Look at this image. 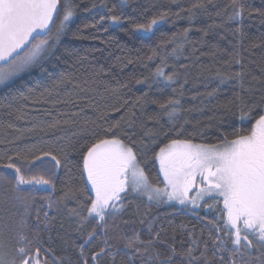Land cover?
I'll use <instances>...</instances> for the list:
<instances>
[{"label":"trees","instance_id":"1","mask_svg":"<svg viewBox=\"0 0 264 264\" xmlns=\"http://www.w3.org/2000/svg\"><path fill=\"white\" fill-rule=\"evenodd\" d=\"M66 2L60 0L53 33ZM72 3L74 16L55 47L38 65L0 84V164L8 162L7 155L19 150L27 152L29 147L36 155L42 151L57 154L63 149L71 161L60 168L54 167V161L45 163L28 173H43L55 186V191L49 188L34 194L28 216L27 234L31 237L38 223L37 211L40 213L41 259L49 260L50 264L60 261L77 264L81 259L80 245L95 227V221L80 227L78 218L69 212L77 208L76 199L66 200L67 207L60 203L70 189L77 192L81 202L87 196L79 191L82 185L77 167L82 166L80 153L86 151V144L95 142L106 129L118 123L121 139L130 146L134 141V147L140 150L141 166L149 181L162 187L154 160L160 147L171 139L218 144L224 136L232 139L236 131L246 133L251 123L238 118V107L258 102L264 94V15H261L264 0H237V6L244 9L242 21L227 19L233 11L232 0H72ZM198 3L203 7L192 9L189 19L187 10ZM163 12L167 16L163 21L158 19L151 32L134 30V25H147ZM109 15L121 17L120 23L113 24L107 19ZM101 16L105 19L101 20ZM185 29H188L186 37ZM237 59L240 64L235 63ZM158 66L165 74L178 73L176 82L168 86L162 80L157 82L153 74ZM217 72L233 78L221 83ZM237 72H242V76L236 78ZM64 77L69 79L58 84ZM138 80L144 83H137ZM213 89L215 95L209 97L207 93ZM138 97L144 99L138 101ZM169 100L180 101L174 105L178 111L172 119L167 112L173 106L161 107ZM55 120L60 123L48 128L47 124ZM13 195L0 187V230L9 236L12 220H18L23 212L22 206H14ZM122 197V211L109 217L106 232L97 231L96 239L84 247L89 260L93 252L105 247L103 239H107L112 247L106 251L113 255L102 254L99 264H128L132 250L124 248V237L134 234L142 241L157 235L158 239L147 251H143V245H137L142 254L131 257L133 264H157V253L161 258L169 255V246L176 249L175 264H187L186 258L179 254L189 247L194 249L195 256L204 252L208 264H231V259H240H230L227 250H217L221 241L226 249L233 245L232 237L225 234L230 230L224 226L219 205L214 204L211 209L206 206L214 201H204L198 208L189 209L143 199L130 203V196ZM49 200L54 202L51 209ZM45 212L47 227L42 223ZM81 213L86 215V209ZM260 255L251 250L253 264H260L257 259ZM244 258H248L247 254ZM199 264H203V258Z\"/></svg>","mask_w":264,"mask_h":264},{"label":"snow or ice","instance_id":"2","mask_svg":"<svg viewBox=\"0 0 264 264\" xmlns=\"http://www.w3.org/2000/svg\"><path fill=\"white\" fill-rule=\"evenodd\" d=\"M95 7L96 5H93V8ZM202 7L199 3L192 5V8L187 10L190 13L189 19L192 9ZM232 8L233 11L227 17L228 21H242L243 6L238 7L237 0H232ZM59 11L60 0H0V84H5L12 77L38 65L45 54L55 47L74 16L72 0L65 3L64 13L53 33L52 25L56 23L55 16ZM108 11L111 13L112 10ZM261 15H264V12ZM166 16V12L160 13L158 18H153L147 25H134V30L151 32L158 19L163 21ZM104 19L105 17L101 16V20ZM107 19L115 25L121 21V17L116 15H109ZM187 32L188 29H185V37ZM33 33H36L35 37ZM21 50H24L22 55ZM155 55L154 51L153 56ZM161 63H165L164 58H161ZM235 63L240 64V61L237 59ZM234 75L239 78L242 72ZM153 76L158 78L157 82L162 80L168 86L176 82L178 73L165 74L164 69L158 66ZM217 76L220 77L221 83L233 78L225 77L219 72ZM65 79L69 78L64 77L57 83H63ZM137 83L144 81L138 80ZM215 92L216 89H213L207 95L214 96ZM146 97L147 93L144 98ZM144 98L137 99L139 101ZM179 103V100H169L167 105L161 107L173 106L167 112L172 119L178 111L174 105ZM238 111L241 121L247 120L251 123L246 133L236 131L232 139L224 136L218 144H194L191 140L171 139L154 153V160L159 164V175L163 177V187L153 185L149 181L144 167L141 166L143 161L140 150L134 147V141L133 146H130L121 139L122 133L117 131L118 123L106 129L105 134L96 138L95 142L86 144V151L80 153L82 166L77 164V167L80 169L82 185L79 191L87 193V196L81 202L77 192L70 189L60 198L64 207H67L66 200H77V208L69 209V212L78 218L80 227L95 221L93 231L87 234L85 243L80 245L81 259L77 264H99L102 254L113 255L111 251H106L112 247L107 239H103L105 247H101L99 252H93L90 260L85 257L84 247L96 239L97 231L106 232L107 219L116 216L124 207L121 193L128 192L146 196L149 203L176 201L185 207L188 204L199 207L198 201L205 194L215 193L222 198L221 214L225 217L224 226L226 229L230 228L225 234L232 237L233 245L231 249H226L221 241L217 250H227L230 259L240 257L239 260L231 259V264H253L251 250L255 249L261 254L257 259L260 264H264V94L258 102L242 104ZM59 123L55 120L47 124V127L55 128ZM7 160V163L0 164V169L4 170L0 171V187H5L14 194V206H22L23 212L18 220H12V227L9 229L12 235L0 233V264H50L49 260L41 259L42 244L38 230L41 223L40 213L37 211L35 219L38 223L32 230L31 237L27 234L28 216L34 194L38 190L49 188L55 191V186L51 178H46L43 173H28L53 161L55 168L67 167L71 163L68 153L61 149L57 154L42 151L40 155H36L32 147H29L27 152L19 150L7 155ZM197 178L201 183H206L207 187L200 188L197 196L190 198L189 190ZM25 185L29 187H22ZM53 203L49 200L48 208L51 209ZM83 209H86V215H82ZM42 223L47 227V212L44 213ZM151 231L150 225L149 232ZM124 239V248L132 250L128 264H133L131 257L137 253L142 254L141 247L137 245H143V251H147L158 239V235L148 241L140 240L137 234L126 236ZM169 248L170 254L163 258L157 253V264H175L173 257L177 255L176 249L171 246ZM193 252L194 249L189 247L179 255L186 258L187 264H199L202 258L203 264H208L204 252H201L200 256H195ZM246 254L247 259L244 258Z\"/></svg>","mask_w":264,"mask_h":264},{"label":"rangeland","instance_id":"3","mask_svg":"<svg viewBox=\"0 0 264 264\" xmlns=\"http://www.w3.org/2000/svg\"><path fill=\"white\" fill-rule=\"evenodd\" d=\"M156 164H157L158 173H159V164H158V162H156ZM160 178L163 181V177L160 176ZM202 187H207V184L206 183H201L200 179L197 178L196 182L194 183V185L192 186V188H190V190H189V196H190V198L197 196V193H198L199 189L202 188ZM124 194H127L128 196H130V198H129L130 203L131 202L133 203L135 201L138 202V201H141L142 199L145 200V201H148L146 196L138 195L136 193H132V192L121 193V196H123ZM204 201H212V202L214 201L213 204H212V206L214 204H218L219 207L221 208V210L223 209L222 198L216 196L215 193L205 194L203 196V198L198 201L199 205L202 204V202H204ZM217 201H219V203H216ZM117 203H120V202H117ZM167 203H170V204H173V205H176V206H179V207H185L183 205H180L176 201H170V202H167ZM186 208L196 209L198 207H193L191 204H188L186 206ZM208 209H211V207H208ZM224 220H225V217L223 216V221ZM228 229L230 230V228H228ZM0 233H3V231L0 230Z\"/></svg>","mask_w":264,"mask_h":264},{"label":"water","instance_id":"4","mask_svg":"<svg viewBox=\"0 0 264 264\" xmlns=\"http://www.w3.org/2000/svg\"><path fill=\"white\" fill-rule=\"evenodd\" d=\"M33 36L35 37L36 36V33H33ZM23 50H21V52H22ZM0 63H2V62H0Z\"/></svg>","mask_w":264,"mask_h":264}]
</instances>
